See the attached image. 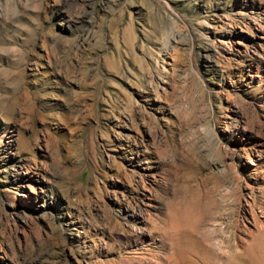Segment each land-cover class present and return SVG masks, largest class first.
<instances>
[{
	"label": "rangeland",
	"instance_id": "obj_1",
	"mask_svg": "<svg viewBox=\"0 0 264 264\" xmlns=\"http://www.w3.org/2000/svg\"><path fill=\"white\" fill-rule=\"evenodd\" d=\"M174 235L264 264V0H0V264H168Z\"/></svg>",
	"mask_w": 264,
	"mask_h": 264
},
{
	"label": "bare ground",
	"instance_id": "obj_2",
	"mask_svg": "<svg viewBox=\"0 0 264 264\" xmlns=\"http://www.w3.org/2000/svg\"><path fill=\"white\" fill-rule=\"evenodd\" d=\"M168 226V225H167ZM174 228H175V226H174ZM165 229V228H164ZM179 230V229H178ZM180 233V232H179ZM171 234V233H170ZM164 235V234H163ZM176 235V234H175ZM175 235L174 236H172V237H170L171 238V241H172V246L174 247L173 249V252H171L170 254V256L168 257V264H180V259L181 258H185L186 257V251L188 250V248H187V250H185L183 247V243L182 242H180L176 237H175ZM180 236V235H179ZM262 238V237H261ZM257 239V238H256ZM258 243H260V241H257ZM261 244V243H260ZM254 245H255V243H254ZM253 245V246H254ZM258 245V244H257ZM199 246V245H198ZM190 247V246H189ZM250 247V246H249ZM252 247V246H251ZM196 249V248H195ZM249 250V249H248ZM252 250V249H251ZM256 250V249H255ZM262 250V249H261ZM148 251V250H147ZM253 251H254V249H253ZM248 252V251H247ZM250 252V251H249ZM248 252V253H249ZM263 252V251H262ZM261 252V253H262ZM233 253V252H232ZM248 253H246V254H248ZM260 253V252H259ZM168 254V253H167ZM250 254V253H249ZM251 255V254H250ZM263 256H264V254H262ZM185 256V257H184ZM255 256H256V254H255ZM261 256V255H260ZM259 256V257H260ZM237 257V256H236ZM257 257V256H256ZM188 258V257H187ZM264 258V257H263ZM164 259V258H163ZM166 259H167V257H166ZM235 259V258H234ZM252 259V258H251ZM257 259H258V257H257ZM182 260V259H181ZM236 260V259H235ZM259 260V259H258ZM263 260V259H262ZM193 261V260H192ZM254 261V260H253ZM252 261V262H253ZM256 261V260H255ZM184 262V261H183ZM229 262H231V261H229ZM251 262V263H252ZM261 262V261H260ZM243 263V262H242ZM258 263V262H257ZM262 263H263V261H262ZM222 264V263H221ZM227 264V263H226ZM236 264V263H235ZM261 264V263H260Z\"/></svg>",
	"mask_w": 264,
	"mask_h": 264
}]
</instances>
